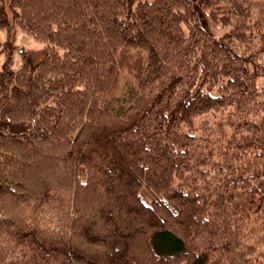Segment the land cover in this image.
I'll return each instance as SVG.
<instances>
[{"label": "trees", "instance_id": "1", "mask_svg": "<svg viewBox=\"0 0 264 264\" xmlns=\"http://www.w3.org/2000/svg\"><path fill=\"white\" fill-rule=\"evenodd\" d=\"M0 56V264H264V0H0Z\"/></svg>", "mask_w": 264, "mask_h": 264}, {"label": "rangeland", "instance_id": "2", "mask_svg": "<svg viewBox=\"0 0 264 264\" xmlns=\"http://www.w3.org/2000/svg\"><path fill=\"white\" fill-rule=\"evenodd\" d=\"M198 2H200V0H196ZM201 23L214 35H220L221 33L225 32V27L219 26V27H212L206 20L204 17H201ZM17 45L19 47H24L26 49H33L36 50L39 47L42 46L41 42L36 41L35 39L30 38L29 36H25L21 31H18L17 33V41H16ZM17 58V64H19V57L16 56ZM5 59V58H4ZM3 63V56H0V68L1 65ZM13 130H19L22 129L23 127L20 126H11L10 127Z\"/></svg>", "mask_w": 264, "mask_h": 264}]
</instances>
